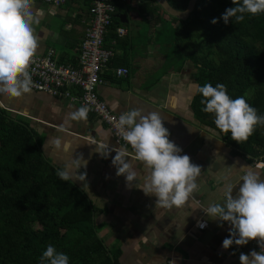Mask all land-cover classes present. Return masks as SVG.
<instances>
[{"label":"crops","instance_id":"0c3cea01","mask_svg":"<svg viewBox=\"0 0 264 264\" xmlns=\"http://www.w3.org/2000/svg\"><path fill=\"white\" fill-rule=\"evenodd\" d=\"M144 3L146 0H131L128 11L121 14L127 19L121 28L123 36L108 29L105 48L114 56L100 74L104 83L96 87V93L117 116L131 109L160 113L169 139L182 150L180 154L190 156L202 169L196 181L199 190L184 206L164 208L156 205L154 196L145 195L140 188L146 169L140 162L125 156L137 173L132 187L125 176H117L111 132L94 115L73 120L70 113L80 108L78 103L30 91L19 97L0 95V106L25 120L38 136L43 156L57 169L70 161L75 166L74 159L83 158L79 171L86 172V181H70L95 209L97 237L114 254L117 264H165L169 258L175 264H240V254L253 249L234 244L223 249L228 225L201 215V211L223 204L229 187L233 196L238 193L241 166H251L262 179L264 168L255 167L247 156L233 154L217 132L195 118V69L177 54L169 57L168 47L159 42L163 24L171 25V30L177 24L161 11L141 12L138 4ZM34 8L39 20L34 25L39 41L35 55L52 51L55 62L75 65L89 6L84 0H66L59 7L34 0ZM117 15L115 12L113 17ZM154 18L159 19L155 27L150 22ZM141 29H146L142 40ZM120 67L128 70L126 77L115 75ZM201 219L208 223L203 231L196 227Z\"/></svg>","mask_w":264,"mask_h":264},{"label":"trees","instance_id":"16d2710c","mask_svg":"<svg viewBox=\"0 0 264 264\" xmlns=\"http://www.w3.org/2000/svg\"><path fill=\"white\" fill-rule=\"evenodd\" d=\"M113 2L121 15L131 0ZM167 2L184 11L189 0ZM84 3L89 6L90 0ZM233 6L232 0H197L189 17L180 21L164 13L155 0L138 4L141 12L161 11L177 24L172 45L181 61L193 65L196 85L223 83L231 98L244 96L264 116V13L225 25L220 17ZM213 19L218 22L213 24ZM158 20L152 19L151 26ZM124 26L113 17L108 29L116 32ZM105 41L106 36L104 47ZM202 99L196 91L195 118L217 132L233 154L264 162V126L239 144L216 128L213 114L201 111ZM58 171L43 156L40 140L25 120L0 106V264H40L49 245L66 254L69 264H117L97 237L95 209L71 181L59 179Z\"/></svg>","mask_w":264,"mask_h":264},{"label":"clouds","instance_id":"9594fccd","mask_svg":"<svg viewBox=\"0 0 264 264\" xmlns=\"http://www.w3.org/2000/svg\"><path fill=\"white\" fill-rule=\"evenodd\" d=\"M232 4L220 17L225 25L230 20L243 22L246 15L254 17L264 13V0H232ZM211 22L215 24L218 20ZM38 23L34 0H0V95L19 97L31 91L33 82L28 69L39 47L34 28ZM193 87L202 94L200 103L205 107L201 111L213 114L216 128L230 133L237 143L246 142L257 126H264V116L258 115L244 96L231 98L223 83L215 87L211 83ZM88 111L82 106L70 116L73 120H86ZM115 126L133 150L134 160L146 169L145 182L140 188L144 194L154 196L156 205L164 208L184 206L199 190L196 181L202 169L191 162L190 156L180 154L182 150L169 139L170 132L160 113L143 114L141 109H131L119 115ZM126 155L116 151L112 164L117 168L116 175L125 176L128 186L132 187L137 173L126 161ZM82 159L75 158V166L71 161L62 165L57 172L59 179L86 181V172L79 171ZM241 170L238 193L233 196V189L229 187L223 204H212L204 213L209 219L230 225L229 236L222 242L223 249L233 244L244 246L250 241L258 243L260 251L241 253L240 264H264V179L251 166H241ZM205 226L200 224L201 228ZM40 264H69V257L49 245L40 257Z\"/></svg>","mask_w":264,"mask_h":264},{"label":"built area","instance_id":"2783aa9c","mask_svg":"<svg viewBox=\"0 0 264 264\" xmlns=\"http://www.w3.org/2000/svg\"><path fill=\"white\" fill-rule=\"evenodd\" d=\"M38 1L59 7L66 0ZM115 12L113 0H90L88 22L79 45L76 64L57 63L53 60V52L48 51L44 56L35 55L28 71L33 82L31 91L41 92L53 98L67 99L78 103L79 107H87L89 109L87 116L94 115L111 132L115 144L114 150L126 152V157L134 160L133 150L122 139L120 131L115 126L119 116L115 115L96 93V87L104 83L100 74L114 56L111 49L104 47V39ZM116 33L120 37L125 34V31L118 28ZM115 75L118 78L126 77L128 70L123 67L117 68ZM252 163L257 168H264L263 161L258 160ZM205 210L201 211V215H206ZM200 224L206 226L201 228ZM226 224L230 229V225L227 222ZM196 227L203 231L208 227V223L201 219L196 223ZM235 246L260 251L256 241H250L244 246ZM165 264H175V262L169 258Z\"/></svg>","mask_w":264,"mask_h":264},{"label":"water","instance_id":"95a60500","mask_svg":"<svg viewBox=\"0 0 264 264\" xmlns=\"http://www.w3.org/2000/svg\"><path fill=\"white\" fill-rule=\"evenodd\" d=\"M196 1L197 0H189L188 5L184 11H177L168 4L167 0H155L156 4L162 9L164 13L180 21H184L189 17L190 13L194 9ZM116 18L119 20V24L127 23V19H125L124 15H117Z\"/></svg>","mask_w":264,"mask_h":264},{"label":"rangeland","instance_id":"374dc122","mask_svg":"<svg viewBox=\"0 0 264 264\" xmlns=\"http://www.w3.org/2000/svg\"><path fill=\"white\" fill-rule=\"evenodd\" d=\"M164 14V13H163ZM164 15H166V14H164ZM167 16V15H166ZM168 17V16H167ZM169 27H167V25L166 24H163V28H162V30H161V32H159L160 33V35H159V42L160 41H162V44L164 45H169L168 46V48H166L167 49V51H168V55H169V57H172L173 56V54H176L175 52H176V50H175V48H174V46L172 45V43H174V41H173V36H172V30H171V25H168ZM171 26V27H170ZM144 30H146V29H141V31H140V39L142 40V39H144L145 38V36H144ZM156 35L157 34H155L153 37H154V39H156L155 37H156ZM164 47V46H163ZM165 51V50H164Z\"/></svg>","mask_w":264,"mask_h":264}]
</instances>
